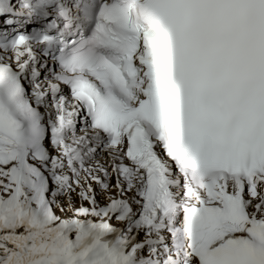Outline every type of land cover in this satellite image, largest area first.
<instances>
[{
    "label": "snow or ice",
    "instance_id": "obj_1",
    "mask_svg": "<svg viewBox=\"0 0 264 264\" xmlns=\"http://www.w3.org/2000/svg\"><path fill=\"white\" fill-rule=\"evenodd\" d=\"M0 264H264V0H0Z\"/></svg>",
    "mask_w": 264,
    "mask_h": 264
}]
</instances>
